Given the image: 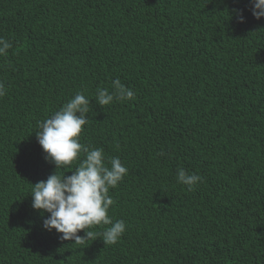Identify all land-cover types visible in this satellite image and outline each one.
Returning <instances> with one entry per match:
<instances>
[{
    "label": "trees",
    "instance_id": "obj_1",
    "mask_svg": "<svg viewBox=\"0 0 264 264\" xmlns=\"http://www.w3.org/2000/svg\"><path fill=\"white\" fill-rule=\"evenodd\" d=\"M0 37L13 45L0 56V264H264V18L249 0H0ZM117 78L135 99L102 107L97 88ZM77 91L91 100L81 144L128 169L110 189L126 223L113 245L108 226L61 242L31 206L55 172L38 121ZM178 168L203 182L188 191Z\"/></svg>",
    "mask_w": 264,
    "mask_h": 264
},
{
    "label": "clouds",
    "instance_id": "obj_2",
    "mask_svg": "<svg viewBox=\"0 0 264 264\" xmlns=\"http://www.w3.org/2000/svg\"><path fill=\"white\" fill-rule=\"evenodd\" d=\"M249 3L255 19L264 18V0H249ZM236 18L240 23L246 22L241 9L236 10ZM12 47L9 40L0 37V56H6ZM5 95V85L0 82V97ZM133 99L134 92L118 78L112 81V91L101 87L95 94V100L102 107ZM90 103L83 91H77L50 117L38 121L35 135L45 160L55 166V172L47 180L32 184L31 206L41 212L44 230H55L61 242L83 244L98 235L93 228L108 226L99 235L106 245H113L126 232V223L122 219L113 220L109 215L115 203L110 189L123 181L128 169L118 156H107L102 147L81 144L80 136L89 120ZM73 162L78 166L71 175L59 171L67 169ZM176 180L187 186L188 191H194L203 182V177L178 168ZM81 231L83 236L79 234Z\"/></svg>",
    "mask_w": 264,
    "mask_h": 264
}]
</instances>
